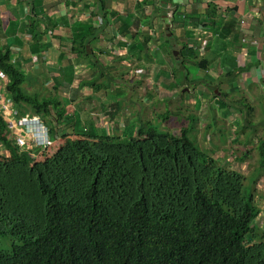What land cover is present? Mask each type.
<instances>
[{"label": "trees", "instance_id": "16d2710c", "mask_svg": "<svg viewBox=\"0 0 264 264\" xmlns=\"http://www.w3.org/2000/svg\"><path fill=\"white\" fill-rule=\"evenodd\" d=\"M207 4L206 17L193 11L194 25L215 19V11H208L212 4ZM226 22L232 24L222 17L218 25L211 22L213 35L238 39L239 25L232 24L233 33L221 31ZM135 24L139 20L122 21L120 27L128 31ZM89 30H79L75 43V52L84 59L90 58L85 46L97 33L95 27ZM192 46L182 49L194 57ZM131 49L128 55H134ZM17 63L10 46L0 48V74L8 80L5 92L13 116L38 115L47 124L52 106L55 116L49 123L54 130L49 127L48 148L20 149L8 138L0 117V143L10 151L8 156L0 154V235L13 241L9 250L0 251V264H264V225L254 223L264 200L255 205L256 189L253 194L243 192L246 177L199 149L191 124L176 134L150 120L135 125L132 118L129 124L130 116L123 137L99 133L103 129L94 119L72 133L75 117L66 107L81 86L69 99L40 98L24 90L26 77ZM195 63L204 68L209 61ZM245 66L239 70L244 72ZM232 74L229 70L226 75ZM100 76L106 77L102 69ZM105 104V116L113 115L117 108ZM125 138L127 142L119 140ZM257 149V168L264 174L263 139Z\"/></svg>", "mask_w": 264, "mask_h": 264}, {"label": "rangeland", "instance_id": "374dc122", "mask_svg": "<svg viewBox=\"0 0 264 264\" xmlns=\"http://www.w3.org/2000/svg\"><path fill=\"white\" fill-rule=\"evenodd\" d=\"M195 1L192 0V3L188 4L186 9L188 13L193 14V11L197 13L198 10L200 13L206 8L202 6L205 0L200 4H198L199 0L198 3ZM242 4L244 2H240L241 9L237 16L240 17L241 22H246L248 12L245 13V10L241 12ZM176 12L178 15H184L181 8ZM256 13L261 14V12ZM259 18L261 19L256 22H250L252 29L248 30L245 27L235 31L238 36L235 40L233 37L229 41L210 40L209 47L207 43L202 45L196 39L192 40L193 45L196 46L194 57L190 52H184L182 49L184 45L187 48L193 47L188 40L191 37L189 29H186L188 32H183L182 28H173L171 23L152 22L150 26H145V29L139 24L133 26L135 30L143 32V39L150 38L145 44L146 47L139 50L133 46L130 50L132 54L140 51L139 55L142 58L138 61L128 56V59L123 58L125 61L122 62L119 55H105V45H102L101 49L97 41L96 44L89 42L85 46L86 52L90 56L96 54L98 56L92 59L82 57L80 63L71 67L76 81L74 85L81 86L78 96L82 95V102L73 101L74 104L69 103L66 109L70 113L77 111L78 117L81 116V109L98 117L100 119L98 128L103 129V133L107 131V137L119 136L120 129H124L125 120L130 116L132 117L128 118L129 124L132 118H135V125L138 121L150 120L155 126H160L158 128L176 134L180 133L183 126L191 124V137L198 144L199 149L211 153L218 164L237 170L245 176L243 192L245 195L253 194L261 179L263 181L261 186L264 185V174L259 173L261 170L257 168L259 158L257 144L259 140H264V38L262 36L264 19ZM220 20L221 16L218 15L210 21L208 24L210 31L213 30L211 22L218 25ZM240 21L235 19L238 25ZM235 23L232 21L233 25ZM121 24L122 22L117 21L112 23V32L119 41L129 39V36L122 38L121 34L116 33L118 25ZM188 24L194 25L189 21ZM0 25L5 27L4 23ZM160 43L161 51L155 47L152 50V44ZM203 58L209 61L204 68L201 63H195V60L199 61ZM156 59L158 62L155 61ZM91 60L95 64L86 65ZM243 64L246 66L244 72H241L239 67ZM248 66L250 69H246ZM100 69L106 77L100 76ZM229 70L233 72L231 76L226 75ZM67 80L68 78L66 81L58 80L57 88L63 91L62 94H58L69 99V89L73 83ZM7 81V78L3 79L4 88ZM83 81H87L84 82L87 83L84 86L81 83ZM102 84L107 85L108 88ZM24 90L40 98H44L49 94V90L51 91L41 85L33 86V84L29 89L24 84ZM64 91H68V94ZM213 94L217 97L213 98ZM71 95L74 97L76 93ZM5 102L6 99L0 94V104L4 105ZM111 102L114 103L109 106ZM103 103H107L105 104L107 109L116 107L117 110L113 115L109 112L106 117ZM220 103L230 107H221ZM128 112L131 114L128 115ZM164 114L167 115L166 119L163 118ZM52 115L55 116V112L50 111V115H46L47 123L50 122ZM0 117L6 126H12L15 131L23 135L27 147L36 148L42 142L40 140L32 142L30 135L23 134L21 129L15 127L6 109H1ZM119 140L128 141L126 138ZM255 195L262 196L261 189H257ZM253 199L255 202L256 197ZM258 203L259 201L255 205ZM258 217L254 223L263 226L264 215ZM15 242L19 243L16 240ZM12 243L8 235H0V251L9 250Z\"/></svg>", "mask_w": 264, "mask_h": 264}, {"label": "crops", "instance_id": "0c3cea01", "mask_svg": "<svg viewBox=\"0 0 264 264\" xmlns=\"http://www.w3.org/2000/svg\"><path fill=\"white\" fill-rule=\"evenodd\" d=\"M201 1L202 0H199L198 3V0H196L195 3L200 4L202 3ZM263 1L264 0H205L202 6L207 8V3H211L212 5L208 8V11L214 10L215 16L220 15L225 21H234L235 23V19L240 21V17L237 16V13L241 9L239 6L240 2H244L241 12H244V10L245 13L248 12V17L246 18L248 20H246V22L240 21L239 28L236 27L235 31L238 29H245V27L250 30L253 28L251 27L252 25L250 26V22H256L261 19L259 17L263 18L264 16ZM249 2L251 4H249ZM189 3H192V0H0V23L5 24V27L0 25V48L4 46L11 47V52L15 55V60L18 61L17 64H19L18 66L21 68V72L26 77L25 87L27 89L31 88L32 84L33 86L41 85L48 90L51 89V91L49 90V94L44 98H55L61 96L60 94L63 92L57 88V81L60 79L66 81V78L69 80L67 75L73 76L71 67L80 63L82 60L75 52L77 48L75 43L79 30H83L81 34H85L90 31L89 28H97V33L94 35L95 37L90 39V43L96 44L97 41L98 45H101V49L105 45V49L103 48L105 53H103L105 55H119L121 56L119 58L122 62L125 61L123 58L128 59V56L138 61L142 56L137 54L128 55V50L133 46L136 48L137 46L141 47L139 43L144 44L142 38L143 32L141 30H135L134 27L136 25L129 28L128 31L125 30L124 26L120 27V25H118L116 33L121 34L122 38H127V36H129V39H121L119 41L112 32V23L116 21L122 22L124 20L126 23H132L137 22L138 19H143L145 20L144 22L139 21V25H142L143 29L146 28L145 26H150L149 23L152 24V22H154V24L172 22L173 28H175L173 22L177 26H180L179 23L181 22V25L184 23L185 27L188 21L191 23L192 21L186 20L182 15H178L176 10L181 8L184 13H188L186 9ZM166 4L168 5L166 6ZM235 6L237 7L236 13L235 11H228ZM172 8L174 9L172 10ZM256 12H261V14ZM205 15L206 13L204 10L203 12L200 11L199 17H206ZM101 25L105 26L102 32H100ZM232 26L230 22H226L221 31L233 33L234 29H231ZM235 26H238L237 22ZM189 29L190 32H193L191 36L202 43V45L205 43L208 44L210 40L217 41L220 39L218 36L213 35L208 24L197 26L196 28L190 26ZM121 31L124 32V35ZM139 33L140 36L137 35L134 37L135 34ZM155 40L158 42V39L155 38ZM188 40L191 44L193 43L191 37H189ZM222 40L229 41V39ZM152 41L154 42L153 39ZM152 45V50H154V47L157 49L161 48V43ZM149 48H151V46ZM96 56H98V54L90 56L89 59ZM145 56L148 57V55ZM155 61L158 62L157 59ZM92 63L91 60L87 62L86 65H93ZM74 84L75 82H73L69 89L70 96L73 92L77 93L79 89V87ZM64 92L68 94V91ZM0 94H6L3 79H0ZM77 100L82 102V95L75 99V101ZM71 103L74 104L73 101ZM51 111L55 112L52 106ZM80 111V117H78L79 115L77 116V111H72L71 114L75 117V121L74 124L70 126L69 131H72V133H79L80 126L82 124L86 125V122L91 125L93 119L95 120V126H99L98 121H100V119L98 117H95L92 113L90 114L85 110L81 109ZM89 121H91V123ZM47 124L48 127L52 128L53 123L52 125L50 123ZM53 130L52 128V131ZM120 130L121 132L118 135L123 137L124 129L122 128ZM98 132L103 133L101 131ZM37 152L38 149L33 153L36 154ZM262 183L263 181L261 179V182H259L256 187V192L257 189H261L264 195V185L261 186ZM254 197H256L255 203H257L259 199L264 200V197L259 195H255ZM263 215L264 210L259 214L258 218H261Z\"/></svg>", "mask_w": 264, "mask_h": 264}, {"label": "built area", "instance_id": "2783aa9c", "mask_svg": "<svg viewBox=\"0 0 264 264\" xmlns=\"http://www.w3.org/2000/svg\"><path fill=\"white\" fill-rule=\"evenodd\" d=\"M6 76L0 74V79H5ZM1 97L6 99L4 105L0 104L1 109H6L10 115V119L13 125L22 130L23 134L31 136V141L36 142L37 140L42 141L38 144V147L48 148L51 144V138L49 135V127L44 122L42 117L38 115H19L18 117L13 116V111L10 108L9 98L6 94H1ZM9 129L8 138L12 140V143L17 145L20 149L26 147L25 141L23 140V135H20L17 131L14 130L12 126H6ZM0 154L3 156H8L10 151L2 143H0Z\"/></svg>", "mask_w": 264, "mask_h": 264}, {"label": "flooded vegetation", "instance_id": "af4514ba", "mask_svg": "<svg viewBox=\"0 0 264 264\" xmlns=\"http://www.w3.org/2000/svg\"><path fill=\"white\" fill-rule=\"evenodd\" d=\"M182 16L185 17L186 20H190V21H192V22H195V19H193V16H195V15H193V14H191V13H187V14L184 13V15H182ZM171 25H172V22H171ZM179 25H180V26H177V25H175L174 22H173V26H174V27H178V29H179V28H182V31H183V32H184V31H185V32L190 31V29H189L190 26H189L188 23H187V25H186L185 27H184V23H182L183 27H182V25H181V22L179 23ZM193 27L196 28L197 26H196V25H193ZM186 29H189V30L186 31ZM190 33L193 35V32H190ZM173 36H174V34H173ZM191 39H192V40H195V39L193 38V36H191ZM191 45H193V43H192ZM204 50H205V49H204Z\"/></svg>", "mask_w": 264, "mask_h": 264}]
</instances>
